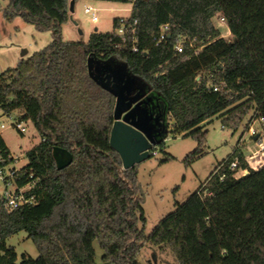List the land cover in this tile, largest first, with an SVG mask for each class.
Segmentation results:
<instances>
[{
    "label": "trees",
    "instance_id": "16d2710c",
    "mask_svg": "<svg viewBox=\"0 0 264 264\" xmlns=\"http://www.w3.org/2000/svg\"><path fill=\"white\" fill-rule=\"evenodd\" d=\"M69 1L4 0L1 8L6 21L20 17L50 31L52 40L0 72V109L20 112L41 138L26 151L19 181L30 173L38 179L31 191L36 202L8 211L0 200V264H97L94 241L103 250V264H140L146 242L168 247L177 264H264V165L236 176L233 160L248 166L238 147L144 232L137 164L122 169L109 144L115 97L90 77L87 66L89 57L93 63L113 57L157 92L173 133L198 143L184 158L190 164L203 154L207 129L201 123L216 115L235 130L254 109L264 130V0H105L131 3L124 33L116 32V17L110 32L65 41L61 26ZM215 15L223 18L231 39L213 25ZM165 23L169 36L156 43ZM178 36L196 37L204 46L178 52ZM55 149L71 154L62 168ZM162 151L161 162L171 158ZM10 154L0 134V156L8 160ZM20 231L38 255L23 253L17 262L6 239Z\"/></svg>",
    "mask_w": 264,
    "mask_h": 264
},
{
    "label": "rangeland",
    "instance_id": "374dc122",
    "mask_svg": "<svg viewBox=\"0 0 264 264\" xmlns=\"http://www.w3.org/2000/svg\"><path fill=\"white\" fill-rule=\"evenodd\" d=\"M99 1L101 2L90 3L96 8L98 20L95 22L91 21L90 14L84 11L86 3L82 0L75 1L72 20L68 19L61 26L63 40L86 41L88 34L94 29L97 32H110L113 30L114 18L129 15L130 2ZM3 6L4 0H0V12ZM211 21L220 30L223 37L232 38L228 27L225 23L220 22L218 15L212 17ZM51 40L50 31L37 30L32 24L19 28L6 23L2 25L0 22V72L17 64L22 49H26L30 55L46 46ZM101 61H106L114 66H124L122 62L113 57L106 60L96 58L94 63ZM131 76L142 92L149 95L156 105L163 106L161 96L157 92L151 90L142 78L134 74ZM11 114L16 118L21 117L18 111H13ZM253 115L254 109L249 111L235 130L222 125L220 116L212 117L203 126L207 129L204 142L201 145L203 154L190 164H186L184 158L197 147L198 143L194 138L185 136V133L174 134L172 131L173 121L169 116H166V130L159 143L156 144L155 152L136 165L137 193L146 218L145 222L140 223V226L144 228L145 233H149L163 216L174 210L176 203L184 202L208 177L216 164L236 147L246 155H249L251 151L259 150V143L264 141V130L259 120L253 119ZM7 121L5 119V122ZM250 122H253V127L260 129L258 140H256L258 144L249 140L246 127ZM1 136L12 154L19 159L17 165L27 162L26 151L41 140L31 122L27 123V130L24 133H19L9 125L1 129ZM161 149L170 154L171 158L161 162L160 159L164 156ZM257 155L260 160H257L255 165H264V149L259 150ZM6 243L14 247L18 260L23 253L32 258L38 255L34 243L27 237L25 231L11 235L6 239ZM93 247L96 263L103 264L101 260L103 250L97 241L93 242ZM138 260L140 264H177L168 247L153 246L148 242L141 247Z\"/></svg>",
    "mask_w": 264,
    "mask_h": 264
},
{
    "label": "water",
    "instance_id": "95a60500",
    "mask_svg": "<svg viewBox=\"0 0 264 264\" xmlns=\"http://www.w3.org/2000/svg\"><path fill=\"white\" fill-rule=\"evenodd\" d=\"M73 6L74 0H70V13ZM68 19L72 20L71 14ZM26 54L27 50L22 49L20 56ZM87 66L90 77L115 97L109 144L119 154L122 169L130 168L151 155L150 150L166 130V118L151 97L137 87L125 65L93 63L89 57ZM54 156L59 168L71 160V154L62 149H55Z\"/></svg>",
    "mask_w": 264,
    "mask_h": 264
},
{
    "label": "built area",
    "instance_id": "2783aa9c",
    "mask_svg": "<svg viewBox=\"0 0 264 264\" xmlns=\"http://www.w3.org/2000/svg\"><path fill=\"white\" fill-rule=\"evenodd\" d=\"M84 11L90 14V20L95 22L98 20V16L96 13V8L90 4H86L84 7ZM127 16H119L120 25L116 28V32L118 34L124 33V23L126 21ZM220 22L224 23L223 18L220 17ZM168 23L162 24L160 26L158 34L154 37L156 43L165 39L168 34ZM198 41L196 37H188V36H178L175 40L174 47L178 52H182L186 47L192 48L194 51L198 52L202 50L204 43ZM211 86L213 90L218 89V85L214 82V79H211ZM5 119L8 121L5 122ZM258 119L260 123L263 122V118H253ZM29 120H23L20 118H16L11 113H5L2 109H0V134L1 129L6 126H13L19 133H24L27 130V123ZM253 122L247 124L246 130L249 135V140H253L254 143L258 144L256 140H258L260 129L257 127H253ZM264 149V141L259 143V150ZM156 150V147L150 150L151 154H153ZM259 150L251 151V153L245 156V161L247 163V167H242L239 165L238 159L233 160L230 163L231 169H236V176H242L248 173V169H258L260 166L255 165L257 160H260L257 153ZM263 156V155H261ZM19 159L17 156L10 154V159L0 156V200H2L3 206L6 210L12 211L18 208H21L26 205H31L36 202V195L31 193L35 184L38 182L37 178L33 177V174H28L27 180L24 183H19L22 178L25 177V173L22 171L23 165H17Z\"/></svg>",
    "mask_w": 264,
    "mask_h": 264
},
{
    "label": "crops",
    "instance_id": "0c3cea01",
    "mask_svg": "<svg viewBox=\"0 0 264 264\" xmlns=\"http://www.w3.org/2000/svg\"><path fill=\"white\" fill-rule=\"evenodd\" d=\"M75 1L76 0H74V3H75ZM82 1H84L86 4H90V3H95V2H101V1H99V0H82ZM91 5V4H90ZM130 9H131V7L129 8V13H130ZM73 13V12H72ZM72 13H70L69 12V14H71V16H72ZM0 22H1V24L2 25H4V23H6V24H10V25H12V26H15V27H24L25 25H27V23H25L20 17H16V18H14L11 22H8V21H6L4 18H3V16H2V13L0 12ZM91 33V32H90ZM89 33V34H90ZM89 34H88V36H89ZM87 41V40H86ZM26 56H28V52H27V54L25 55V56H23V57H26ZM20 58H21V56H20ZM12 113V112H11ZM207 121H205V122H203V123H201V125H204L205 123H206ZM8 147V146H7ZM10 150V149H9ZM10 152H11V150H10ZM12 153V152H11ZM244 155L245 156H247L245 153H244ZM7 244V243H6ZM17 255V254H16ZM18 261H20V260H18L17 259V262Z\"/></svg>",
    "mask_w": 264,
    "mask_h": 264
}]
</instances>
